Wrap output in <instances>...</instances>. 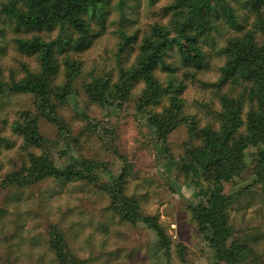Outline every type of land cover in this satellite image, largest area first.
Instances as JSON below:
<instances>
[{"label": "rangeland", "instance_id": "1", "mask_svg": "<svg viewBox=\"0 0 264 264\" xmlns=\"http://www.w3.org/2000/svg\"><path fill=\"white\" fill-rule=\"evenodd\" d=\"M174 0H110L103 27L93 24L95 36L88 48L71 49L70 54L81 62L75 82L76 99H68L59 111L69 126L61 133L44 117L39 119L40 132L47 139L46 148L30 147L13 127L23 119L26 110L36 111L31 94L0 93V264H59L51 248L54 228L63 232L70 251L89 264H228L217 262L215 253L201 235L190 205L199 200L196 187L178 173L175 161L184 152L189 137L188 123H183L168 137V152L158 141L137 102L145 87L138 82L120 107H102L91 103L85 84L99 77L116 81L120 69L129 68L139 54L143 36L155 23L169 22ZM234 7L239 27L220 20L218 29L202 43L204 66L195 71L182 63L177 49L171 51L168 62L173 72L162 68L156 75L164 86L173 79L182 85L184 115L194 116L198 126L211 124L219 128L218 112L221 94H239L219 81L225 63L222 52L230 37L253 27L255 19L246 0H229ZM0 34V70L4 81L11 76L19 79L25 67L38 71L36 56L18 49L16 38L31 37L32 33L17 30L8 22ZM58 29L51 33L54 38ZM131 37L124 46V36ZM48 38L47 34H44ZM60 62L62 61V55ZM63 65L58 83L63 82ZM163 96L153 108L161 111L168 104ZM249 102L245 104V111ZM246 118V116H244ZM47 151L57 165L81 163L97 159L107 164L101 180H109L129 169L126 193L136 197L144 214L155 215L165 230L168 244L160 246L157 234L143 223H131L108 209L110 197L97 186L85 181L60 182L46 179L28 187L7 186L6 175L29 165V152ZM259 149H249L246 169L234 180L224 184L227 194L245 191L231 206L230 221L234 237L248 241L254 254L237 264H264V181L255 182L254 171Z\"/></svg>", "mask_w": 264, "mask_h": 264}, {"label": "trees", "instance_id": "2", "mask_svg": "<svg viewBox=\"0 0 264 264\" xmlns=\"http://www.w3.org/2000/svg\"><path fill=\"white\" fill-rule=\"evenodd\" d=\"M109 3L110 0H0V34L7 22L17 30L31 32V37L16 38V43L20 51L36 56L40 64L38 71L24 65L25 75L19 79L11 76L10 81L3 80L0 70V93L7 88L10 92L31 94L34 98L36 111H24L23 119L13 123L27 148L47 146V139L39 128L40 117L54 123L61 133L70 130L59 111L68 99H76L74 82L81 62L70 50L88 48L95 36L92 25L104 26ZM246 6L255 16L253 27L229 38L222 50L226 60L219 81L213 84L229 83L233 90L242 87L243 92L221 94L217 129L211 124L199 127L194 116L184 115L180 97L183 86L175 85L173 79L164 86L156 70L174 71L168 62L174 48L182 63L195 69L193 73L202 69L205 60L202 43L218 29L220 20L240 28L229 0H174L168 6L171 10L169 22L151 26L140 42L135 63L127 69L121 68L116 81L112 82L111 77H99L85 84L89 102L116 108L129 100L138 82H144L136 108L144 114L165 152H168L170 133L188 123L185 150L175 165L178 173L197 189L199 200L190 207L201 235L214 250L216 261L228 264L242 262L254 254V250L248 241H238L234 237L230 221L229 210L246 188L227 194L224 184L245 171L247 151L253 148L259 149L255 182L264 181V0H246ZM56 29L58 34L52 38L51 33ZM123 36L124 46L133 40ZM61 65L64 66L63 82L58 83ZM166 95L169 103L156 111L153 107ZM246 102H249L247 111ZM29 162L8 173L4 184L28 187L46 179L91 183L108 194L109 210L124 220L143 223L153 229L160 246L169 243L157 216L144 214L139 200L126 193L128 168L103 181L101 177L107 164L97 159L57 165L47 151L39 154L30 151ZM50 244L59 264H89L70 251L63 232L56 228L51 232Z\"/></svg>", "mask_w": 264, "mask_h": 264}]
</instances>
